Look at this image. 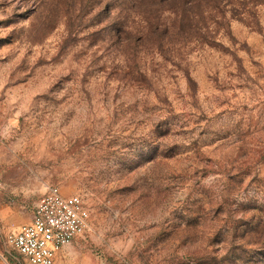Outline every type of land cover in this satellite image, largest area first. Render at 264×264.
Here are the masks:
<instances>
[{"label":"rangeland","instance_id":"obj_1","mask_svg":"<svg viewBox=\"0 0 264 264\" xmlns=\"http://www.w3.org/2000/svg\"><path fill=\"white\" fill-rule=\"evenodd\" d=\"M52 186L54 264H264V0H0V264Z\"/></svg>","mask_w":264,"mask_h":264},{"label":"built area","instance_id":"obj_2","mask_svg":"<svg viewBox=\"0 0 264 264\" xmlns=\"http://www.w3.org/2000/svg\"><path fill=\"white\" fill-rule=\"evenodd\" d=\"M80 196H63L52 186L39 198L33 217L6 236L28 264H54L62 247L80 236L89 214Z\"/></svg>","mask_w":264,"mask_h":264},{"label":"crops","instance_id":"obj_3","mask_svg":"<svg viewBox=\"0 0 264 264\" xmlns=\"http://www.w3.org/2000/svg\"><path fill=\"white\" fill-rule=\"evenodd\" d=\"M44 193H45V192H44ZM33 212H34V211H33ZM32 217H33V213H32V216H31L30 220L32 219ZM30 220H29V221H30ZM25 223H26V222H25ZM19 226H20V225H19ZM19 226H18V227H19ZM18 227H17V228H18ZM17 228H16V229H14V230H13V231H11V232H15V231L17 230ZM11 232H10V233H11Z\"/></svg>","mask_w":264,"mask_h":264}]
</instances>
